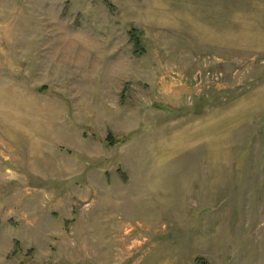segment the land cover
Instances as JSON below:
<instances>
[{"label":"rangeland","instance_id":"obj_1","mask_svg":"<svg viewBox=\"0 0 264 264\" xmlns=\"http://www.w3.org/2000/svg\"><path fill=\"white\" fill-rule=\"evenodd\" d=\"M0 264H264V0H0Z\"/></svg>","mask_w":264,"mask_h":264},{"label":"trees","instance_id":"obj_2","mask_svg":"<svg viewBox=\"0 0 264 264\" xmlns=\"http://www.w3.org/2000/svg\"><path fill=\"white\" fill-rule=\"evenodd\" d=\"M130 34H131L132 39L135 41L136 50H138V48L141 45V40L139 38L138 31L137 30H132Z\"/></svg>","mask_w":264,"mask_h":264}]
</instances>
